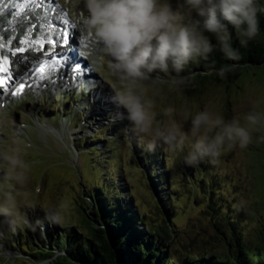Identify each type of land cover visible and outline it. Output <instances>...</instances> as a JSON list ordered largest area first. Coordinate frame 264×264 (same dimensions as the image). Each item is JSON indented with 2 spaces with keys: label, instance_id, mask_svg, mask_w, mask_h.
Returning a JSON list of instances; mask_svg holds the SVG:
<instances>
[{
  "label": "rangeland",
  "instance_id": "1",
  "mask_svg": "<svg viewBox=\"0 0 264 264\" xmlns=\"http://www.w3.org/2000/svg\"><path fill=\"white\" fill-rule=\"evenodd\" d=\"M56 1L72 23L63 0ZM85 41L88 53H83L82 61L89 65L88 73L94 87L89 88L92 86L90 83L87 87L77 85L71 87L72 90H49L41 94L31 90L26 96L13 100L7 111L0 107V170L7 167L3 155L17 150L28 165V181L21 191H27L28 203L35 205L34 212L19 206L16 216L0 212V264H40L43 260L30 256L45 244L40 242L38 233L51 236L46 240L48 244L56 239V235L62 238L65 227L73 223L80 225L81 207H91V216L93 212L101 215L99 192L97 194L95 190L100 184H106L114 191L115 186L120 188L123 194L114 198L124 206L129 205L128 196L132 195V205L127 210L129 214L140 210L154 217L157 206L169 203L170 221L174 222L175 232L173 251L183 252L189 247L192 251L209 248L207 241L215 235L210 217L205 213L206 202L199 190L193 189L183 154L168 153L160 147L155 152H148L135 137L129 138L122 132L127 121L120 119L122 109H118L111 99L114 80L108 67L111 58L103 52L101 59L95 61L90 54L96 46L90 38H85ZM94 62L97 68L90 65ZM5 67L6 62L0 58V75H4ZM5 83H9L7 78ZM0 86H4V82ZM9 94L7 91L3 99L6 100ZM253 102L258 105L257 111H264V83L256 79L242 81L236 92L217 86L201 90L193 80L184 89L166 92L164 99L157 100V108L162 112L167 106L174 107L176 113L172 118L187 128L189 117L205 107L223 115L226 120L238 117L243 123L245 115L253 111ZM257 128L259 130L253 136L260 131ZM45 129L64 131V134L54 136ZM248 147L225 149L219 162L210 164L212 170L221 176L227 174L238 182L237 194L230 192L229 198L243 207L253 206L258 186L256 178L259 180L264 174L257 164L258 169L251 167L254 157L248 153ZM147 152L154 159L153 167L144 163L143 157ZM162 176L168 179L160 181ZM170 187L176 189L171 192ZM91 196L93 206L88 203ZM14 203L19 204V198ZM51 207H55L62 218L58 224L45 217L46 210ZM263 214L258 213L257 221L247 226L248 232L259 227L264 229ZM25 218L36 225L35 230L23 223ZM23 234L29 239L27 243H34V246L26 244ZM14 241L19 244L16 250L12 247ZM51 260L52 264L56 261Z\"/></svg>",
  "mask_w": 264,
  "mask_h": 264
},
{
  "label": "clouds",
  "instance_id": "2",
  "mask_svg": "<svg viewBox=\"0 0 264 264\" xmlns=\"http://www.w3.org/2000/svg\"><path fill=\"white\" fill-rule=\"evenodd\" d=\"M73 27L111 58L108 67L114 77L112 102L120 119L127 121L122 132L135 137L148 152L158 147L183 154V163L195 167L207 160L219 162L225 149H246L253 133L264 124V111L248 112L244 122L226 120L205 107L191 115L187 128L175 122L176 109L161 112L157 100L165 93L189 86L194 73L187 71L194 61H208L219 47L224 58L239 62V49L232 44V31L246 48L259 34L255 0H63ZM213 39L215 43H213ZM238 65H224L214 72L221 78ZM212 74V73H208ZM7 167L0 170V212L16 216L19 206L35 211L28 203V165L20 153L3 155ZM39 191V189H37ZM19 198V204L14 201ZM12 211H9V209ZM51 223L61 222L55 207L45 212ZM23 223L35 230L30 220ZM39 222L37 221V224ZM40 264H52L43 260Z\"/></svg>",
  "mask_w": 264,
  "mask_h": 264
},
{
  "label": "trees",
  "instance_id": "3",
  "mask_svg": "<svg viewBox=\"0 0 264 264\" xmlns=\"http://www.w3.org/2000/svg\"><path fill=\"white\" fill-rule=\"evenodd\" d=\"M255 4L259 19L258 36L243 48L235 31H232V44L239 49L242 57L239 62L225 59L217 47L208 61H194L187 69L194 73L193 80L199 89L217 86L236 92L244 80L256 79L264 83V0H255ZM233 63L238 66L223 78L214 72V69ZM258 127L260 131L253 136L247 151L254 157L251 167L264 171V124ZM143 158L144 163L153 165L154 159L148 152ZM187 169L194 191L199 190L206 202L205 213L210 217L215 235H211L207 241L209 248L192 251L189 247L183 252L173 251L175 232L174 222L170 221L169 203L157 206L159 215L155 210L154 217L140 210L129 214L127 210L132 205V195L128 196L129 205L124 206L114 198L123 194L120 188L115 186L114 191L112 187L100 184L95 190L97 194L99 192L101 215L93 212L91 216V207H81L80 225L73 223L65 227L62 238L56 235V239L48 244L46 240L50 235L39 232L40 242H44L46 247L43 245L42 249L30 256L37 260L56 259L54 264H264V229L259 227L251 233L247 231V226L257 221L258 213H264V174L261 179L256 178L258 186L253 206L243 207L229 198L230 192L239 188L238 182L227 174L221 176L212 170L207 160ZM164 178L168 179L162 176L160 181H164ZM175 189L170 187L171 192ZM88 203L94 205L92 196ZM140 225L143 228L139 229ZM23 236L29 247L34 246V243H27L29 239L26 235ZM17 246L18 242L14 241L12 247L16 250Z\"/></svg>",
  "mask_w": 264,
  "mask_h": 264
},
{
  "label": "bare ground",
  "instance_id": "4",
  "mask_svg": "<svg viewBox=\"0 0 264 264\" xmlns=\"http://www.w3.org/2000/svg\"><path fill=\"white\" fill-rule=\"evenodd\" d=\"M56 2V0H23V2L18 5L15 3V0H0V40L2 39V36L5 37V35H8L5 40L7 41L5 44L2 43V41L0 42V58L6 62V67L3 68V71L5 72V76L9 77L11 84L12 82L19 80L23 75L32 72L33 70H31V68L35 65L48 60L49 52L51 50H42L41 48L26 49V46L19 43L18 38L24 35L26 29L28 32H32V26L36 23L34 18L41 17L42 12H45L47 9L53 10L52 7H54L59 17L61 19L65 18V12L57 5ZM69 30V37L72 40L73 50L64 62L65 70H62V73L70 72L71 75L77 76V80L75 82L80 85L83 84L88 86L93 80L92 76L88 73L89 65L79 59L84 57L83 53L86 51L87 43L84 36H82L81 33L73 27V24H71ZM26 36L29 38L32 35L28 34ZM46 38L47 36L44 37V41L41 40L42 44L47 41ZM61 38H63V35ZM56 50L57 52L53 56H60L62 51L63 53L66 52V50H59V48H56ZM102 54L103 51L98 47H95L94 51H92V58L96 61L100 59ZM75 63L81 64L82 67L81 70L72 72L71 68H73ZM90 65L92 68L97 67V63L95 62ZM52 72L53 75L49 77V80H47L46 76L48 74H46L38 76V78H31L29 81H22L21 83L25 82L26 84H32L29 88L36 91H40V87L43 85H47L48 88L54 91H61L69 88L67 86V80H61V75H58L56 68H54ZM93 72L94 70H92V73ZM5 76L1 74L0 80L1 77ZM4 88L5 86H0V97L3 96L5 91ZM45 130L54 136H63L64 134V131L59 132L56 129ZM18 135H21V133Z\"/></svg>",
  "mask_w": 264,
  "mask_h": 264
},
{
  "label": "snow or ice",
  "instance_id": "5",
  "mask_svg": "<svg viewBox=\"0 0 264 264\" xmlns=\"http://www.w3.org/2000/svg\"><path fill=\"white\" fill-rule=\"evenodd\" d=\"M69 35L70 34L68 32H65L64 36H63L64 44H66V45L69 43ZM41 71H42V69H41ZM0 84H3V81H0ZM21 87H23V85Z\"/></svg>",
  "mask_w": 264,
  "mask_h": 264
}]
</instances>
